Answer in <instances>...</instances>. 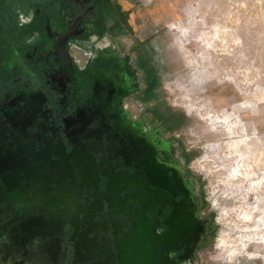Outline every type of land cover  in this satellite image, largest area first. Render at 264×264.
I'll list each match as a JSON object with an SVG mask.
<instances>
[{"label": "flooded vegetation", "instance_id": "1", "mask_svg": "<svg viewBox=\"0 0 264 264\" xmlns=\"http://www.w3.org/2000/svg\"><path fill=\"white\" fill-rule=\"evenodd\" d=\"M104 1L0 0V144L5 141L7 165L22 169L13 202L30 200L36 218L46 220L37 211L41 196L51 198L47 209L55 218L67 187L54 182L45 120L61 114L75 141L78 124L97 123L96 137L108 140L107 155L132 187L127 215L94 238L88 254L66 259L38 225L5 233L0 248L20 235L23 264H204L199 252L212 228L201 212L198 181L150 106L143 69L123 49Z\"/></svg>", "mask_w": 264, "mask_h": 264}, {"label": "rangeland", "instance_id": "2", "mask_svg": "<svg viewBox=\"0 0 264 264\" xmlns=\"http://www.w3.org/2000/svg\"><path fill=\"white\" fill-rule=\"evenodd\" d=\"M126 1L120 43L146 61L212 228L201 261L264 264V0Z\"/></svg>", "mask_w": 264, "mask_h": 264}, {"label": "water", "instance_id": "3", "mask_svg": "<svg viewBox=\"0 0 264 264\" xmlns=\"http://www.w3.org/2000/svg\"><path fill=\"white\" fill-rule=\"evenodd\" d=\"M4 118L10 126L12 118ZM63 120L55 112L45 120L48 125L45 137L53 141L47 154L55 159V165L50 167L56 175L54 182L67 187L66 194L56 203L61 206L58 217H52L47 209L51 206L48 195L41 196L37 210L46 215V220L41 215L36 218L30 200L23 206L15 205L13 190L18 187L16 179L21 175L17 173L22 169L7 165L5 141L0 144V239L5 233L38 225L43 228L44 240L55 243L67 259L75 252L88 254L94 238L100 239L114 230V222L127 215L126 201L131 197L132 187L122 166L112 163L114 158L107 155L108 140L96 137L97 123L78 124L75 141L64 132ZM39 188L43 190L45 186Z\"/></svg>", "mask_w": 264, "mask_h": 264}, {"label": "crops", "instance_id": "4", "mask_svg": "<svg viewBox=\"0 0 264 264\" xmlns=\"http://www.w3.org/2000/svg\"><path fill=\"white\" fill-rule=\"evenodd\" d=\"M128 5L130 4L126 0H105L104 1V6H103L104 11L107 15L111 16L115 20V23L117 24V28H118L117 29L118 34L120 30L124 31V29L127 26V23H126L127 22L126 20L127 12L125 10L127 9ZM118 38L120 39V36ZM123 49L126 51L135 52V48H132V49L123 48ZM135 55L137 58L138 66L143 69L144 79H146L145 82L147 85L146 91H148V95H150V92H151L150 81L147 77L148 69H147L146 61L140 56L139 53H136ZM160 119L164 123L163 118L160 117ZM7 242L8 244L6 245V247L0 248V262L6 261V263L8 264L9 262L12 261V263L14 262V264H23L24 258L26 256V253L24 251L27 248L25 249V247L23 246L25 245V243H20V235H18V237L16 236L12 238L10 237ZM34 263L40 264L42 262L41 260H39V262L35 260Z\"/></svg>", "mask_w": 264, "mask_h": 264}, {"label": "bare ground", "instance_id": "5", "mask_svg": "<svg viewBox=\"0 0 264 264\" xmlns=\"http://www.w3.org/2000/svg\"><path fill=\"white\" fill-rule=\"evenodd\" d=\"M244 136V135H243Z\"/></svg>", "mask_w": 264, "mask_h": 264}]
</instances>
